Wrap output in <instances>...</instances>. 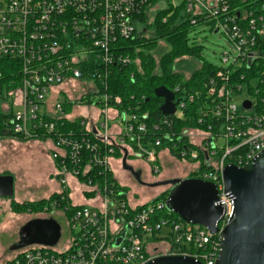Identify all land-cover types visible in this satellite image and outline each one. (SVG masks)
I'll return each mask as SVG.
<instances>
[{
	"label": "built area",
	"instance_id": "obj_1",
	"mask_svg": "<svg viewBox=\"0 0 264 264\" xmlns=\"http://www.w3.org/2000/svg\"><path fill=\"white\" fill-rule=\"evenodd\" d=\"M168 1L182 5L181 15L189 24L222 32L236 55L224 53L223 63L232 62L216 67L201 88L178 97L181 87L170 89L176 111L163 114L149 135V115L116 109L121 100L108 92V81L112 66L132 62L122 41L139 35V16L151 0H0V61L10 69L0 75V142L48 145L59 183L50 208L63 211L72 235L65 245L17 250L16 264H146L160 255L178 254L216 264L221 232L234 210L224 168L248 165L264 149V113L239 111L236 99L246 86L232 79L263 56L257 43L264 32V0ZM76 88L84 93L70 98L67 92ZM189 105L199 106L197 115L188 116L196 126L177 132L169 116H181ZM165 150L178 160L195 162L194 177L217 186L224 208L217 232L180 216L156 217L158 210H167L166 199L128 200L114 161L142 159L160 174ZM74 191L89 203H79ZM163 227L168 228L165 234ZM161 242L166 252H159L156 243Z\"/></svg>",
	"mask_w": 264,
	"mask_h": 264
},
{
	"label": "water",
	"instance_id": "obj_2",
	"mask_svg": "<svg viewBox=\"0 0 264 264\" xmlns=\"http://www.w3.org/2000/svg\"><path fill=\"white\" fill-rule=\"evenodd\" d=\"M154 93L164 99L160 110L164 115L176 111L175 94L165 85L155 88ZM243 107L250 109L251 100ZM124 166L140 179V171L132 166ZM226 192L234 200V210L223 228L220 251L216 264H264V149L257 153L253 161L244 166L227 164L223 171ZM168 184L170 189L165 207L177 213L183 220L200 224L211 232H217V222L223 216L224 208L219 203L217 186L197 177H178L157 182ZM14 195V177L0 174V196ZM125 231L118 239H123ZM61 238V225L53 217H36L28 220L19 229V237L10 246L17 251L30 245L55 246ZM146 264H201L195 257L188 255H160Z\"/></svg>",
	"mask_w": 264,
	"mask_h": 264
},
{
	"label": "rangeland",
	"instance_id": "obj_3",
	"mask_svg": "<svg viewBox=\"0 0 264 264\" xmlns=\"http://www.w3.org/2000/svg\"><path fill=\"white\" fill-rule=\"evenodd\" d=\"M169 4L170 1L168 0H158L148 6L146 8L147 21L138 24V34L153 36L155 28L150 25H154L158 12L166 9ZM171 6L174 9L175 6L173 4ZM146 28L147 30H145ZM186 33L190 46H200L201 62L210 63L216 67H228L232 59L227 63H223L222 57L224 53L236 55L235 49L224 34L212 30L207 24L189 25ZM159 44L163 48L167 46L161 41H159ZM168 48L167 46L166 49ZM199 63L200 60L197 58H187V61L183 63V66L186 67L183 70V76L190 78L193 70L201 66ZM67 93L70 98H78L84 92L81 88H76L70 89ZM60 98L64 99L63 96ZM246 98L254 100L245 91L241 97L236 99L239 111L246 113L256 112L255 107L250 109L243 108V99ZM115 108L118 109L119 107ZM82 110L85 111V109ZM41 143L45 144L46 147L48 146L45 142ZM218 143L220 145L223 144V140H219ZM37 150L39 149L24 144L17 145L9 140L0 142V172L11 174L15 180L13 197H0V264H7L15 257L17 252L10 251L9 248L18 240L21 226L32 218L53 217L59 222L61 225L59 246L65 245L72 236L67 218L61 209L37 206L34 203L41 199H47L53 194L51 190H47L49 186L47 181H44L45 177L49 178L47 174L48 162L45 156H42L41 152ZM169 156L170 158L163 159L160 174L153 173L151 179L148 178L147 180L146 177L140 176L142 181L134 180L133 177L125 179L126 181L120 180V183L127 191V198L132 204L157 202L166 199L165 196L169 192L167 191L169 185H156L157 182H161L157 180L162 179V181H165L166 179L193 177L195 175L194 171L197 170L195 162L178 160L171 153H169ZM76 193L79 192L77 191ZM168 212L169 210H165L163 213L166 218H170L167 214ZM172 214L174 218H179L177 213L172 212ZM167 231L168 228L163 227L161 233L165 234ZM147 242L153 244V240L150 237H147ZM156 245L159 246L158 250L160 253L166 252L165 248L167 245L165 243H156Z\"/></svg>",
	"mask_w": 264,
	"mask_h": 264
},
{
	"label": "trees",
	"instance_id": "obj_4",
	"mask_svg": "<svg viewBox=\"0 0 264 264\" xmlns=\"http://www.w3.org/2000/svg\"><path fill=\"white\" fill-rule=\"evenodd\" d=\"M155 2L156 0H151L150 4ZM171 5L170 3L166 9L160 10L154 25H150L155 28L153 36L139 34L134 39L122 41L126 45L125 52L130 55L132 62L124 67L112 66L108 81V92L121 100V103H116L117 107L137 110L149 115L147 122L149 135H154V123L163 117L160 106L164 99L155 95V88L160 85H165L169 89L180 86L181 91L176 92L178 97L180 94L201 88L216 68L210 63L201 62L200 46H190L186 32L191 24L183 20L182 5H177L174 9ZM139 20L147 21V13H141ZM159 41L169 48L161 47ZM257 47L263 52V56L254 60L250 65L241 67L232 75V79L245 84V93L254 98L256 112L264 113V32L259 36ZM191 57L199 59L201 66L196 69L192 68L194 70L190 78H185L183 70L186 67L183 63ZM4 63L6 61H0V75L6 76L10 69ZM66 104L69 107V103ZM198 109V105H189L188 112L185 111L181 116H169L174 120V130L180 132L184 127L196 126V119L188 116L197 115ZM213 123L217 126L218 121ZM203 126L207 128L206 125ZM54 198H56V193L34 203L37 206L50 208ZM164 211L158 210L156 217L160 215L165 217ZM167 214L174 218L172 212ZM7 264H16L15 259Z\"/></svg>",
	"mask_w": 264,
	"mask_h": 264
},
{
	"label": "crops",
	"instance_id": "obj_5",
	"mask_svg": "<svg viewBox=\"0 0 264 264\" xmlns=\"http://www.w3.org/2000/svg\"><path fill=\"white\" fill-rule=\"evenodd\" d=\"M12 142H15V144L17 145L24 144L26 146L38 148L39 150L37 151L41 152L42 156H45V159L49 165V168L47 170V174L49 175V178L45 177L44 181H47V184L49 186L47 190H51L52 193H55L59 189V183H58L56 171H55V162L50 155L48 146L46 147V145L45 144L43 145L40 141H12ZM160 157H161V164L164 158H170L169 153L166 150L161 152ZM126 164L132 166L134 171H140V176L146 177L147 180L148 178L149 179L152 178L153 173L151 171L150 164L147 163L146 161L142 159H138V158H130V159H126ZM114 169H115V176L118 181L120 180L126 181L130 177L131 178L133 177L134 180H137L134 177L132 171H130L124 166V160L116 159L114 161ZM0 174H8V173L0 172ZM157 181H162V179L157 180ZM73 197L76 198V200L81 204L89 203L87 196L82 195V194H77L76 191H74Z\"/></svg>",
	"mask_w": 264,
	"mask_h": 264
},
{
	"label": "flooded vegetation",
	"instance_id": "obj_6",
	"mask_svg": "<svg viewBox=\"0 0 264 264\" xmlns=\"http://www.w3.org/2000/svg\"><path fill=\"white\" fill-rule=\"evenodd\" d=\"M169 189H170V185H169ZM169 189L167 191H169ZM0 197H7V198H11L13 196H0Z\"/></svg>",
	"mask_w": 264,
	"mask_h": 264
}]
</instances>
